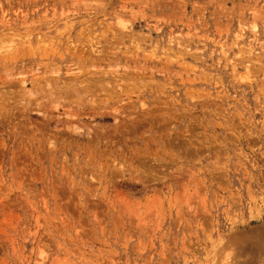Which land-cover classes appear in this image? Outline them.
<instances>
[{
	"label": "rangeland",
	"instance_id": "obj_1",
	"mask_svg": "<svg viewBox=\"0 0 264 264\" xmlns=\"http://www.w3.org/2000/svg\"><path fill=\"white\" fill-rule=\"evenodd\" d=\"M0 42V264H264V0H0Z\"/></svg>",
	"mask_w": 264,
	"mask_h": 264
},
{
	"label": "bare ground",
	"instance_id": "obj_2",
	"mask_svg": "<svg viewBox=\"0 0 264 264\" xmlns=\"http://www.w3.org/2000/svg\"><path fill=\"white\" fill-rule=\"evenodd\" d=\"M122 22H123V21H122ZM124 23H125V22H124ZM124 23H123V24L121 23L122 25H120V26H122V28H125V27H124ZM31 26H32V25H31ZM63 26H64V25H63ZM254 26H255V25H254ZM29 27H30V26H29ZM37 27H38V26H37ZM37 27H36V28H37ZM252 27H253V26H252ZM255 27H256V26H255ZM255 27L250 28V29H253V30H254ZM6 29H7V28H6ZM6 29H5V30H6ZM9 29H10V28H9ZM240 29H241V28H240ZM36 31H37V30H36ZM251 31H252V30H251ZM252 33H254V31H253ZM23 36H24V35H23ZM45 36H46V35H45ZM15 37H16V36H15ZM24 37H25V36H24ZM121 37H122V36H121ZM18 38H19V37H18ZM47 38H48V37H47ZM50 38H51V37H50ZM16 39H17V38H16ZM45 39H46V38H45ZM78 39H79V38H78ZM171 39H172V38H171ZM255 39H256V38H255ZM8 40H9V39H8ZM46 40H47V39H46ZM168 40H169V39H168ZM12 41H13V39H12ZM138 41H139V40H138ZM178 41H179V40H177V42H178ZM187 41H188V40H187ZM1 42H2V41H1ZM1 42H0V43H1ZM13 42H14V41H13ZM85 42H86V41H85ZM169 42H170V41H169ZM27 43H28V42H27ZM138 43H139V42H138ZM4 44H5V43H4ZM7 44H8V42H7ZM11 44H12V43H11ZM177 44H178V43H177ZM80 45H82V44H80ZM135 45H136V44H135ZM180 45L182 46V45H184V44H180ZM3 46H4V45H3ZM15 46H16V45H15ZM24 46H25V44H24ZM27 46H28V45H27ZM29 46H30V45H29ZM42 46H43V45H42ZM92 46H93V45H92ZM8 47H9V44H8ZM89 47H90V46H89ZM138 47H139V46H138ZM138 47H137L136 50L140 49V47H139V48H138ZM239 47H240V46H239ZM247 47H249V46H247ZM10 48H11V47H10ZM29 48H30V47H29ZM29 48H28V49H29ZM70 48H72V47H70ZM135 48H136V47H135ZM21 49H22V48H21ZM26 49H27V48H26ZM68 49H69V48H68ZM248 49H249V48H248ZM23 50H24V49H23ZM37 50H38V49H37ZM239 50H240V49H239ZM244 50H245V49H244ZM15 51H16V50H15ZM15 51H14V52H15ZM222 51H223V50H222ZM240 51H241V53H244V52L247 51V50H245L244 52H243V50H240ZM240 51H239V52H240ZM249 51H250V50H248L247 53H250V54L252 55L251 51H250V52H249ZM9 52H10V51H9ZM11 52H12V51H11ZM68 52H69V51H68ZM154 52H155V51H154ZM220 52H221V50H220ZM223 52H224V51H223ZM42 53H43V52H42ZM50 53H51V52H50ZM224 53H225V52H224ZM241 53H240L239 58H240V59H243V56H244V55L241 54ZM245 53H246V52H245ZM254 53H255V52H254ZM23 54H24V53H23ZM81 54H82V53H81ZM255 54H256V53H255ZM9 55H10V53H9ZM9 55H8V59H9ZM11 55H14V53L12 52ZM71 55H72V53H71ZM175 55H176V54H175ZM178 55H179V54H178ZM236 55H237V53H236ZM238 55H239V54H238ZM241 55H243V56L241 57ZM256 55H257V54H256ZM38 56H39V55H38ZM150 56H152V54H151ZM176 56H177V55H176ZM222 56H223V54H222ZM234 56H235V55H234ZM257 56H259V55H257ZM257 56H255V59L258 58ZM10 57H12V56H10ZM171 57H172V56H171ZM179 57H180V56H179ZM236 57L238 58V56H236ZM245 57H246V59L248 58V61H249V62L252 60V59L249 60V59H250V58H249V54H248L247 56H246V54H245L244 58H245ZM12 58H14V57H12ZM79 58H80V57H79ZM176 58H177V57H176ZM196 58H197V57H196ZM223 58H224V57H223ZM237 58H236V59H237ZM239 58H238V59H239ZM216 59H217V58H216ZM230 59H231V58H230ZM232 59H233V58H232ZM238 59H237V60H238ZM240 59H239V60H240ZM258 59H260V57H259ZM258 59H256V60H257L256 62L259 61ZM169 60H171V59H169ZM8 61H10V59H9ZM211 61H212V60H211ZM217 61H218V60H217ZM227 61H230V60L227 59ZM227 61H226V62H227ZM241 61H242V60H240V63H238V66H239V64H241ZM246 61H247V60H246ZM254 61H255V60H254ZM254 61L252 60L251 63L253 64ZM233 62L235 63L236 60L233 61ZM237 62H239V61H237ZM259 62H260V61H259ZM259 62H258V64L261 65V62H260V63H259ZM229 63H232V62L230 61ZM187 64H188V63H187ZM236 64H237V63H236ZM236 64H235V65H236ZM247 64H248V63H247ZM247 64H245V65L247 66ZM249 64H250V63H249ZM262 64H263V66H264V63H263V62H262ZM57 65H58V64H57ZM113 65H114V64H113ZM189 65H190V64H189ZM245 65H244V66H245ZM260 65H259V67H258V65H257L256 67H257V68H260ZM231 66H233V68H234V64H233V65H230V68H231ZM246 66H245V67H246ZM248 66H250V65H248ZM263 66H262V68H263ZM224 67H225V66H224ZM245 67H244V68H245ZM250 67H251V66H250ZM256 67H255V69H256ZM233 68H232V69H233ZM244 68H243V69H244ZM4 69H5V68H4ZM12 69H13V68H12ZM66 69H67V68H66ZM156 69L158 70L159 67H157ZM246 69L249 70V68H247V67H246ZM246 69L243 71V73H242V72H237V77H236L235 75H234V76L239 80V78L243 76L244 72H248V71H246ZM255 69H254V70H255ZM260 69H261V68H260ZM260 69H259V70H260ZM7 70H8V69H7ZM78 70H79V69H78ZM230 70H231V69H230ZM262 70H263V69H261V71H262ZM3 71H5V70H3ZM37 71H38V70H37ZM65 71H67V70H65ZM5 72H6V71H5ZM231 72H232V71H231ZM253 72L255 73V71H253ZM253 72H252V73H251V72H248V73H249V74L251 73V75H252ZM256 72H257V71H256ZM239 73H240V74H239ZM0 74H1V73H0ZM238 74L240 75L239 78H238V76H239ZM241 74H242V76H241ZM6 75H7V74H4V76H6ZM10 75H11V74H10ZM22 75H23V74H22ZM203 75H204V74H203ZM203 75H202V76H203ZM210 75H211V74H210ZM232 75H233V74H232ZM232 75H231V76H232ZM8 76H9V75H8ZM13 76H14V75H13ZM206 76H208V75L206 74ZM206 76H205V77H206ZM215 76H216V75H215ZM234 76H232V77H234ZM249 76H250V75H249ZM2 77H3V76H2ZM11 77H12V76H11ZM232 77H231V78H232ZM235 77H234V78H235ZM243 77H244V76H243ZM243 77H242V78H243ZM245 77H246V75H245ZM247 77H248V76H247ZM4 78H5V77H4ZM210 78H211V76H210ZM216 78L219 79L217 76H216ZM227 78H229V77H227ZM253 78H254V77H253ZM240 79H241V78H240ZM247 79L250 80L251 78H247ZM247 79L244 78V79L241 80V82H244V81L247 80ZM13 80H14V79H13ZM30 80H31V79H30ZM199 80H200V78H199ZM203 80H204V79H203ZM243 80H244V81H243ZM10 81H11V80H10ZM15 81H16V80H14V82H15ZM17 81H18V80H17ZM23 81H24V80H23ZM23 81H22V82H23ZM229 81H230V80H229ZM239 81H240V80H239ZM0 82H2V81L0 80ZM14 82H13V83H14ZM20 82H21V81H20ZM20 82H19V83H20ZM22 82H21V83H22ZM214 82H216V81H214ZM232 82H233V81H232ZM254 82H255V81H254ZM24 83H25V82H24ZM245 83H246V81H245ZM214 84H217V83H213V85H214ZM220 84H221V83H220ZM237 84H238V82H237ZM255 84H256V83H255ZM13 85H14V84H13ZM13 85H12V86H13ZM22 85H23V84H22ZM47 85H48V84H47ZM258 85H259V84H258ZM12 86H11V87H12ZM17 86H18V85H17ZM12 88H13V87H12ZM12 88H11V89H12ZM14 88H15V86H14ZM249 88H250V85H249ZM2 90H3V89H2ZM0 91H1V90H0ZM3 91H4V90H3ZM25 91H26V90H25ZM34 91H35V90H34ZM37 91H38V90H37ZM256 91H257V90H256ZM8 92H9V91H8ZM257 92H259V90H258ZM0 93H1V92H0ZM22 93H23V92H22ZM30 93H31V92H30ZM31 94H33V93H31ZM255 94H256V92H255ZM3 95H6V92H5L4 94H2V96H3ZM38 95H39V94H38ZM258 95H259V94H258ZM258 95H257V96H258ZM27 96H28V95H27ZM32 96H35V95H32ZM257 96H256V97H257ZM19 97H20V96H19ZM21 97H22V96H21ZM11 98H12V97H11ZM30 98H32V97H30ZM26 99H27V98H26ZM10 100H11V99H10ZM15 100H16V99H15ZM27 100H28V99H27ZM29 100H32V99H29ZM29 100L27 101L28 104H29ZM25 101H26V100H25ZM34 102H35V101H34ZM23 103H24V102H23ZM35 103H39V102L36 101ZM261 104H262V102H261ZM25 106H26V105H25ZM27 106H28V105H27ZM253 106H254V105H253ZM0 107H2V106H0ZM233 107H234V106H233ZM257 108H258V107H257ZM253 110H257V109H256V108H255V109L253 108ZM259 111H260V110H259ZM237 112H238V111H237ZM238 113H239V112H238ZM72 115H73V114H72ZM238 115H240V114H238ZM69 117H70V116H69ZM232 118H233V117H232ZM261 129H262V128H261ZM236 133H237V132H236ZM237 134H239V133H237ZM240 134H241V133H240ZM233 136L235 137V136H237V135L233 133ZM242 136H243V135H242ZM246 136H247V135H246ZM251 136H252V135H251ZM244 137H245V136H244ZM247 137H248V136H247ZM245 139H246V138H245ZM245 139H244V140H245ZM40 251H41V250H40Z\"/></svg>",
	"mask_w": 264,
	"mask_h": 264
}]
</instances>
